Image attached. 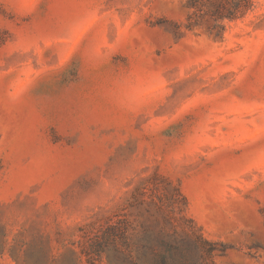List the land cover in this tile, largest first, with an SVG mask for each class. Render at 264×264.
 Wrapping results in <instances>:
<instances>
[{"label":"rangeland","instance_id":"rangeland-1","mask_svg":"<svg viewBox=\"0 0 264 264\" xmlns=\"http://www.w3.org/2000/svg\"><path fill=\"white\" fill-rule=\"evenodd\" d=\"M189 13L0 0V264H264V0Z\"/></svg>","mask_w":264,"mask_h":264},{"label":"trees","instance_id":"trees-1","mask_svg":"<svg viewBox=\"0 0 264 264\" xmlns=\"http://www.w3.org/2000/svg\"><path fill=\"white\" fill-rule=\"evenodd\" d=\"M190 10L187 23L184 27L191 31L203 21L212 22V30L216 35H223L225 22L232 21L245 16L254 10L257 0H184ZM175 34L181 35V26H176ZM201 246L200 254H194L189 244L180 241H170L167 244L168 254H162L158 258L157 264H216L215 252L226 250V246L217 248V243L200 238L196 241ZM211 247L204 250V247ZM133 264H141L133 261Z\"/></svg>","mask_w":264,"mask_h":264}]
</instances>
